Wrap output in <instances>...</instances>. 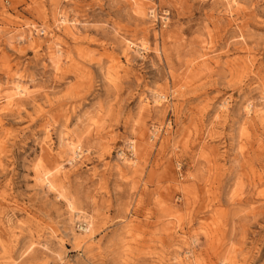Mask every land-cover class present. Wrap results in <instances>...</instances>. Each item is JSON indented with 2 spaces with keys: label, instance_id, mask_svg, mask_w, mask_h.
<instances>
[{
  "label": "rangeland",
  "instance_id": "obj_1",
  "mask_svg": "<svg viewBox=\"0 0 264 264\" xmlns=\"http://www.w3.org/2000/svg\"><path fill=\"white\" fill-rule=\"evenodd\" d=\"M0 264H264V0H0Z\"/></svg>",
  "mask_w": 264,
  "mask_h": 264
},
{
  "label": "bare ground",
  "instance_id": "obj_2",
  "mask_svg": "<svg viewBox=\"0 0 264 264\" xmlns=\"http://www.w3.org/2000/svg\"><path fill=\"white\" fill-rule=\"evenodd\" d=\"M16 90H18L20 93H24L23 88L20 85H17Z\"/></svg>",
  "mask_w": 264,
  "mask_h": 264
}]
</instances>
